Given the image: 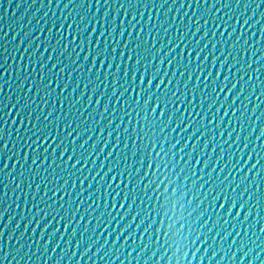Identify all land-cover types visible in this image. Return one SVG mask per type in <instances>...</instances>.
<instances>
[{
  "label": "water",
  "instance_id": "1",
  "mask_svg": "<svg viewBox=\"0 0 264 264\" xmlns=\"http://www.w3.org/2000/svg\"><path fill=\"white\" fill-rule=\"evenodd\" d=\"M0 264H264V0H0Z\"/></svg>",
  "mask_w": 264,
  "mask_h": 264
}]
</instances>
